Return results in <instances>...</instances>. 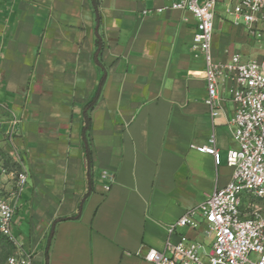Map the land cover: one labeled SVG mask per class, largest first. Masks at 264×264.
Segmentation results:
<instances>
[{"label":"crops","instance_id":"obj_1","mask_svg":"<svg viewBox=\"0 0 264 264\" xmlns=\"http://www.w3.org/2000/svg\"><path fill=\"white\" fill-rule=\"evenodd\" d=\"M178 1L98 0L97 22L92 0H0V155L25 161L11 232L33 264H151L167 226L190 211L200 222L199 205L230 182L235 106L220 82L211 118L196 19ZM257 49L217 14L216 63L260 60ZM212 137L219 165L192 148ZM181 235L204 238L185 227L170 242Z\"/></svg>","mask_w":264,"mask_h":264},{"label":"built area","instance_id":"obj_2","mask_svg":"<svg viewBox=\"0 0 264 264\" xmlns=\"http://www.w3.org/2000/svg\"><path fill=\"white\" fill-rule=\"evenodd\" d=\"M171 9L188 11L196 19L192 48L205 59L206 105L211 118L219 108L218 84H228L226 92L235 106L229 125L239 148L226 155V165L233 170L230 182L215 188L197 209L202 222L195 221V211L186 213L166 228L165 251L170 256L151 249L145 260L151 264H264V206L256 204L264 201V47L260 60L245 61L241 55L232 54L224 63H216L212 57L214 21L219 12L254 40L264 39V0H206L203 6L198 0H179ZM192 148L220 164L213 137L207 145ZM12 149L9 164L0 155V236L14 247L6 264H33L32 255L11 232L17 198L28 179L22 155ZM185 227L199 229L211 242L209 251L185 235L172 244L170 237ZM251 256L254 259H249Z\"/></svg>","mask_w":264,"mask_h":264},{"label":"rangeland","instance_id":"obj_3","mask_svg":"<svg viewBox=\"0 0 264 264\" xmlns=\"http://www.w3.org/2000/svg\"><path fill=\"white\" fill-rule=\"evenodd\" d=\"M258 49L261 51H263V47H264V39L260 38V40H256ZM257 49V51H259ZM256 204H258L259 206H264V201H256ZM257 205V206H258ZM199 221L202 222V217L200 215ZM200 244H202L207 251H209L210 248V243L209 240L201 237L199 239V241H196ZM14 251V247L13 245L7 241L4 237L0 236V264H6L7 258L13 253ZM249 259H254V256H251Z\"/></svg>","mask_w":264,"mask_h":264},{"label":"trees","instance_id":"obj_4","mask_svg":"<svg viewBox=\"0 0 264 264\" xmlns=\"http://www.w3.org/2000/svg\"><path fill=\"white\" fill-rule=\"evenodd\" d=\"M92 4H93V7H94V11H95V14H96V21L99 22V14H98V0H92ZM97 43V53L99 54L100 53V43H99V40L96 41ZM103 76H102V79L100 80V83L98 85V90H97V93L96 95L94 96L93 100L88 104L87 106V111L84 115V128H83V138H84V141H85V134L86 132L88 131L89 129V126H90V117H89V114H88V111L91 110L97 100V97H98V94H99V91H100V88H101V85L103 83ZM87 153V160H88V163L90 165V162H91V153L89 151V149H87L86 151ZM51 237H52V233L50 234V237H49V241H48V244H47V249H46V259L48 257V248H49V243H50V240H51Z\"/></svg>","mask_w":264,"mask_h":264}]
</instances>
